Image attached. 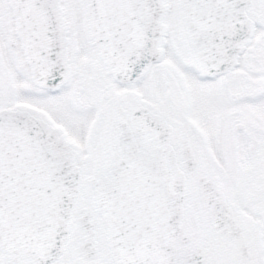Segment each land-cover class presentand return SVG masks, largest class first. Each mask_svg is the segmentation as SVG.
<instances>
[{"label":"snow or ice","instance_id":"1","mask_svg":"<svg viewBox=\"0 0 264 264\" xmlns=\"http://www.w3.org/2000/svg\"><path fill=\"white\" fill-rule=\"evenodd\" d=\"M0 264H264V0H0Z\"/></svg>","mask_w":264,"mask_h":264}]
</instances>
